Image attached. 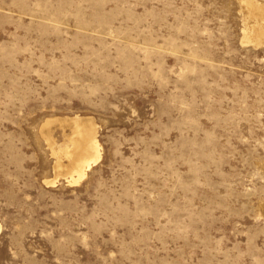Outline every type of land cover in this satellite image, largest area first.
Instances as JSON below:
<instances>
[{"label": "rangeland", "instance_id": "obj_1", "mask_svg": "<svg viewBox=\"0 0 264 264\" xmlns=\"http://www.w3.org/2000/svg\"><path fill=\"white\" fill-rule=\"evenodd\" d=\"M263 37L264 0H0V264H264Z\"/></svg>", "mask_w": 264, "mask_h": 264}, {"label": "bare ground", "instance_id": "obj_2", "mask_svg": "<svg viewBox=\"0 0 264 264\" xmlns=\"http://www.w3.org/2000/svg\"><path fill=\"white\" fill-rule=\"evenodd\" d=\"M254 38V37H253ZM244 39V38H243ZM260 39V38H259ZM263 40H264V37H263ZM262 40V41H263ZM260 42V41H259ZM258 43V42H257ZM83 119V118H81ZM69 120V118H68ZM55 121V120H54ZM73 124V126H76V124H81L80 122V119L78 117H73V119L70 120ZM69 121V122H70ZM86 121V120H85ZM47 122V121H46ZM65 122H68L67 120ZM49 123V122H47ZM51 123V122H50ZM84 123V122H82ZM45 124V123H44ZM53 124V123H52ZM47 125V124H46ZM70 125V124H69ZM71 125V126H72ZM66 126V125H65ZM72 126V127H73ZM83 126V125H82ZM87 126V124H86ZM49 127V126H48ZM75 128V127H74ZM87 128V127H86ZM75 132L78 134V137H80V142H78V140H73L70 139V144H66L63 148L59 147L60 150H58L56 147V149L59 151L55 156H56V159L59 158V156H63L65 155V159H70L71 164H73L72 168H71V171L74 172L77 176V178L75 179L74 176L68 171V170H64L65 167L63 166L62 168H64L63 170L65 172H68V174L70 173L71 176L69 177L70 178V183H76L79 179H81L84 175H85V171L86 169H88L90 167L91 164L97 162V160H99V152H98V145H97V142H96V137H94V132H92L91 130H87V129H82L81 127L79 126H76V129H75ZM96 136V135H95ZM77 137V138H78ZM51 143V142H50ZM54 143V142H53ZM52 143V144H53ZM52 147V145H51ZM55 149V150H56ZM54 150V149H53ZM52 150V151H53ZM56 150V152H57ZM93 156V157H92ZM61 159V158H60ZM68 164V163H67ZM69 164V165H71ZM94 165V164H93ZM55 169H60V163L57 162L55 163ZM67 167H70V166H66ZM70 169V168H69ZM57 171V170H56ZM58 172V171H57ZM73 173V174H74ZM64 174V173H63ZM67 174V175H68ZM60 175V174H59ZM62 175V173H61ZM65 175V174H64ZM58 176V175H57ZM61 177V176H60ZM68 181V180H67ZM69 183V184H70Z\"/></svg>", "mask_w": 264, "mask_h": 264}]
</instances>
